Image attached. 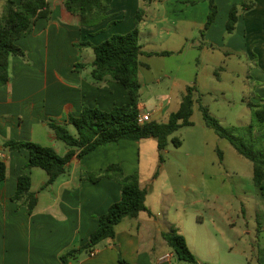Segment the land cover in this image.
<instances>
[{"label": "crops", "instance_id": "crops-1", "mask_svg": "<svg viewBox=\"0 0 264 264\" xmlns=\"http://www.w3.org/2000/svg\"><path fill=\"white\" fill-rule=\"evenodd\" d=\"M198 1L113 0L108 18L96 26L88 27L82 26L78 17L69 14L59 0H52L51 18L37 20L31 30L17 41L26 56L24 59L11 58L10 81L0 87V159L7 165V177L0 182V264H63L60 260L63 254L87 244L98 227V217L120 200L121 186L106 178L93 184L81 177L86 172H97L113 164L120 165L125 174L139 175L141 188L147 192L148 212L141 213L135 219H124L116 228L114 240L104 241L91 255H82L69 264H184L177 259L162 237L163 232L171 229L185 237L199 264H264L263 248L256 249L251 245V250L257 254L255 258L248 257L245 250L235 251L232 241L225 237V232L216 224H212L214 235L209 236L226 241L222 245L225 255L217 256V246L213 239L207 242L197 240L200 227L192 232H184L179 227L180 223L175 224L168 217H161L150 209L147 205L148 192L164 166L163 162H159L154 176L151 179L143 178L139 153L142 141L122 140L101 146L82 160H73L67 172L45 190L41 189L49 177L46 173L41 180L35 178L34 171L37 168L27 167L28 153L10 152L3 148L4 143L11 140L32 141L53 148L60 156L66 155L69 148L65 143L64 149L58 144L55 147L42 143L41 135L49 141L58 140L52 130L47 132L48 123L54 121L65 124L70 116L78 117L84 106L109 112L129 102L125 88L118 82L110 78L99 84L94 82L92 71L95 55L92 47L87 44L99 45L114 34L124 35L134 30L135 16L140 5L145 10L140 24V36L141 27L150 34L160 36L173 34L178 24L202 25L207 21L209 11L203 21L192 15L180 16L174 11H171L173 14L167 11L175 5L173 7L183 12ZM217 2L220 8V0ZM223 2L228 14L234 4L249 2L253 6L241 14L237 27L244 25L245 38L250 48L259 55L258 65L251 69L247 80L251 79V85L257 87L256 91L264 97V0ZM157 3L164 4L163 19L160 21L148 16V8ZM181 28L186 27L184 25ZM185 31L184 38L187 39L189 30ZM140 44L145 54L140 56V61L146 66L143 69H148L149 65L143 59L152 58L146 54L153 51L147 50L141 40ZM189 47L199 48L201 42H192ZM77 64L84 66L78 70ZM254 80L257 84H253ZM164 98L169 103L170 98ZM261 101L264 102V99ZM139 108L141 115H150L151 121L158 123L162 122L155 118L161 115L165 118L167 111V106L162 103L157 109L148 111L145 103L140 102ZM68 129L75 133L73 127ZM23 174L31 177V191L38 193V204L32 214L23 204L12 201L18 178ZM226 226L231 232L237 231L236 223L230 221ZM260 233L264 234V227H260L257 236ZM237 238L242 241V234ZM196 242L206 250L204 255L197 251Z\"/></svg>", "mask_w": 264, "mask_h": 264}, {"label": "rangeland", "instance_id": "rangeland-1", "mask_svg": "<svg viewBox=\"0 0 264 264\" xmlns=\"http://www.w3.org/2000/svg\"><path fill=\"white\" fill-rule=\"evenodd\" d=\"M5 1L0 0V16ZM209 1L199 0L183 12L173 7L175 5L167 11H174L180 16L192 15L203 21L206 13H210ZM163 5L157 3L148 8V16L155 17L156 21L162 20ZM218 5L215 22L209 28L213 27L210 33L209 30L204 34L202 32L207 21L202 25L184 24L186 28L183 29L181 27L184 25L178 24L182 26L175 25L173 34L160 36L150 34L141 27V42L147 50L171 53L169 56L143 59L149 65L148 69L142 66L139 70V81L142 84L140 102L145 103L146 110L157 109L162 103L167 106L165 118L161 115L155 119L166 122L168 115L179 109L187 88L196 87L192 126L174 133L162 153L155 139L140 141L141 175L144 179H151L162 155L163 171L152 182L148 192L147 205L150 209L161 217H168L175 224L180 223L181 226L178 225L184 232H192L200 227L198 241L213 239L209 235H214L212 224H216L225 232V237L232 241L235 251L245 250L248 257L255 258L257 254L251 247L264 249V234L257 236L260 227H264V200L253 181V164L239 155L227 140L207 127L200 107H206L210 115L225 128H240L252 123L259 127L260 124L254 121L253 112L247 106V103H264L261 101L264 97L256 91L257 87L251 85L252 80H247L251 69L258 65L259 55L250 48L245 38L244 25L236 27L232 35L226 32L229 14L224 9L223 0H220V8ZM139 8L145 11L144 6L140 5ZM185 29L189 30L187 39L184 38ZM197 41L203 44L202 47H189V44ZM253 82L257 84L255 80ZM165 96L170 98L169 103L164 100ZM46 130L52 132L49 128ZM173 138L181 141L180 147L175 146ZM41 141L66 148L62 141H49L44 135H41ZM34 172L35 178L39 180L46 174L39 168ZM230 221L236 223V232H231L226 226ZM247 232L248 235L245 234ZM241 234L242 241L237 238ZM216 239L213 242L217 246V256L225 255L222 245L226 241ZM196 247L202 255L206 253L198 242Z\"/></svg>", "mask_w": 264, "mask_h": 264}, {"label": "trees", "instance_id": "trees-1", "mask_svg": "<svg viewBox=\"0 0 264 264\" xmlns=\"http://www.w3.org/2000/svg\"><path fill=\"white\" fill-rule=\"evenodd\" d=\"M52 0H6L0 19V87L10 81V61L12 57L25 58V51L17 41L30 30L39 19L49 20L52 15ZM64 9L72 16L78 17L82 26H96L108 18L113 0H59ZM210 13L204 25L203 34L214 24L218 7L215 0H210ZM252 4L242 2L234 4L229 12L226 32L232 35L237 27L241 14L252 9ZM145 12L139 8L135 16V29L127 34H114L99 45H91L95 55L92 78L99 84L110 78L121 84L128 96L129 102L111 111L84 106L78 117L70 116L65 124L51 121L49 128L56 138L65 143L69 151L60 156L53 148L43 146L32 141H7L3 148L16 153L26 152L29 155L27 167L39 168L48 175V181L41 190L47 189L57 179L67 172L73 160H82L86 155L101 146L118 143L122 140L140 142L155 139L159 152H163L169 139L178 130L192 126L191 117L194 107V92L196 87H188L183 96L180 107L170 114L166 123L150 121L140 123V90L139 70L143 66L140 56L145 55L140 44L139 26ZM202 34V36H204ZM85 45V44H84ZM201 43V47H202ZM83 45H79L81 47ZM147 56H169L170 52L148 53ZM84 65H78L80 70ZM253 112L254 123L245 127L225 128L210 115L206 107L201 106L203 120L207 127L213 129L222 139L227 140L239 155L253 164V181L260 196L264 200V103L254 105L247 103ZM68 127H73L72 133ZM175 146L180 147L178 138L172 139ZM160 162L163 157L160 155ZM7 177V165L0 159V182ZM85 181L95 184L102 179L114 180L121 186V198L112 204L107 212L98 217V227L83 247L72 249L60 258L63 264L78 260L82 255H91L95 248L106 240L116 238V228L124 219H135L141 213L148 212L146 206V190L141 188L139 175H126L120 165L113 164L97 174L86 172L81 177ZM15 203L23 204L30 214L38 204V193L31 191V177L23 174L18 178ZM164 241L173 251L178 260L187 264H199L197 258L189 248L183 235L171 229L162 233ZM122 263H124L122 261Z\"/></svg>", "mask_w": 264, "mask_h": 264}, {"label": "built area", "instance_id": "built-area-1", "mask_svg": "<svg viewBox=\"0 0 264 264\" xmlns=\"http://www.w3.org/2000/svg\"><path fill=\"white\" fill-rule=\"evenodd\" d=\"M150 121H151L150 115H140V117H139L140 123H146V122H150Z\"/></svg>", "mask_w": 264, "mask_h": 264}]
</instances>
